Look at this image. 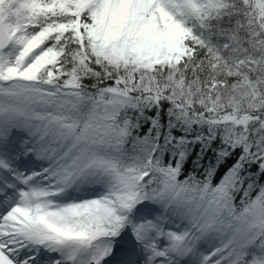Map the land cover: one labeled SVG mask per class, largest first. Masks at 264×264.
<instances>
[{
  "label": "snow or ice",
  "instance_id": "1",
  "mask_svg": "<svg viewBox=\"0 0 264 264\" xmlns=\"http://www.w3.org/2000/svg\"><path fill=\"white\" fill-rule=\"evenodd\" d=\"M0 264H264V0H0Z\"/></svg>",
  "mask_w": 264,
  "mask_h": 264
},
{
  "label": "trees",
  "instance_id": "2",
  "mask_svg": "<svg viewBox=\"0 0 264 264\" xmlns=\"http://www.w3.org/2000/svg\"><path fill=\"white\" fill-rule=\"evenodd\" d=\"M191 170V164H189L187 167H186V172Z\"/></svg>",
  "mask_w": 264,
  "mask_h": 264
}]
</instances>
